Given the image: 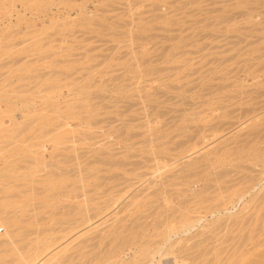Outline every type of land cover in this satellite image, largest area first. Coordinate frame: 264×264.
Masks as SVG:
<instances>
[{"label": "rangeland", "instance_id": "374dc122", "mask_svg": "<svg viewBox=\"0 0 264 264\" xmlns=\"http://www.w3.org/2000/svg\"><path fill=\"white\" fill-rule=\"evenodd\" d=\"M19 1L14 0L13 8L8 7L13 2H7L11 4L7 5V9L5 7L6 12L3 7L6 1H0L3 3L0 4V185L8 189L2 191L4 186L1 185L0 194L4 196L8 193V199L13 197L10 199L13 205L6 202L10 200L3 199L5 205L4 201L0 202V207L4 206V209L3 206L0 208V218L4 222L6 220L5 223H13L11 226L0 224V235L3 233V239L8 238L7 242L12 237L11 241L17 239L18 242L14 239L12 244L5 242L6 246H19L21 242L24 245L19 246L21 250L18 247L20 252L24 250L23 246L27 249L18 254L15 246L11 254V251L8 252L9 255L5 250L4 253L0 251V257L8 259L17 250L15 254L18 256L30 252L37 258L33 255L32 244L40 239L38 241L43 246V235L46 242L50 244L52 241V245H48H54V250L55 246H61L65 249L64 253L69 250L76 259L80 241H86L87 235L82 236L88 234L90 241V237H95L90 244L86 243L91 247H88L89 257L86 256L83 261H92L91 248L96 242L98 245H94V253H101L100 257L92 254L99 258L97 261L94 258L95 262L90 264L101 263L104 254L118 242L120 246L121 241H124L122 247L118 250L117 245L118 251L113 254L116 256H111L108 264H240L242 247L237 242H240L242 229L235 224L237 217L245 214L251 217L248 213H254V206L256 212L255 201L264 195V0H26L27 4L24 0ZM20 168L26 170L25 174ZM11 170L14 174L10 173ZM48 173L52 176L46 175ZM60 173L67 177H61ZM23 176L28 180L22 179ZM183 176H188V179ZM28 181L29 185L26 184ZM49 181H52L49 183L52 186L48 185ZM172 181L176 185H169ZM62 183L66 184L65 187ZM159 183L163 185L161 189L156 186ZM36 184L38 190L45 184V194L41 195L39 191L37 194L33 188ZM13 185H19L20 191H15ZM57 186L63 188L58 190ZM22 187L25 190L21 192ZM28 187L36 194L29 193ZM155 188L158 190L155 191ZM205 188L204 197L213 205L211 210L214 211L196 219L189 230L174 224L173 230L167 233L168 223L171 226L182 214L195 213L192 208L198 202L191 197ZM53 190L58 197L69 193V200L67 196L64 198L65 195L61 196L63 199L58 198ZM12 191L21 192V196ZM24 193L31 196L24 199ZM88 195L91 199L95 196L90 200L95 202L94 206L87 204ZM79 196L82 197L77 198ZM42 197L47 198L49 206ZM85 197L88 202L85 201L87 203H82V206L80 201L84 202ZM57 199L67 201H58L63 206L69 203L67 211L75 202L76 210L71 207L75 215L73 210V214L69 213L72 221L67 211L62 217L69 218L75 227L83 217L96 216V219L90 217L95 221L90 220L95 228L85 225L83 231L87 228L91 231L79 237V244L72 242L75 237L71 239L78 229L74 231L75 227L71 226L67 230L66 224L60 222L66 223L67 219L62 220L63 214L56 212L57 208H62L63 212L65 208L57 205L56 208L51 203L59 204ZM31 200L34 204L45 202L46 208L43 206V209L38 202L36 206H41L37 209ZM8 205L11 206L6 208ZM87 205L93 206V210L88 209V214L85 213ZM81 206L85 207V212L83 210V215L80 216L82 212L76 215L79 207L78 211L82 210ZM33 207L38 215L34 214ZM39 208L42 211H38ZM96 210L101 212L100 215ZM47 211L54 213L48 216ZM7 212L16 214L9 215ZM39 215L46 216V219L43 216V220L39 218L40 222H35V216ZM255 215L253 223H260ZM18 216L27 220L23 221ZM56 217L59 222L54 220ZM1 219L0 223H3ZM52 219L54 223L58 222V227H54ZM249 220L252 226V219ZM17 224L19 227H16ZM33 224L36 227L48 225L47 228L44 226L47 230L36 228L39 233L35 232ZM29 225L34 230L30 231V234L34 232L33 237L25 231ZM59 226L62 231H59ZM251 226L249 228H253ZM52 227L59 229L53 234ZM13 228L14 231L9 230ZM16 228L21 229L20 235ZM110 229L117 230V236L123 231L119 234L121 241L112 235L109 237L113 241L107 237L105 233ZM41 231L47 234L44 236ZM64 231L70 235L66 237L68 232ZM4 232L8 233L7 236ZM26 234L31 239L36 236V239H25ZM58 235L64 239V245L62 239L59 243L58 240L53 241L59 238ZM102 235L106 236H103L104 240ZM46 236L52 240L45 239ZM122 237L133 239L135 245L131 241L128 243L126 238L122 240ZM0 239L1 249L5 244ZM249 243H246L245 249ZM26 244L28 247L32 245L31 250ZM46 244L43 247L48 249V254L40 245L33 248L44 250V255L50 256L53 249L50 252ZM65 244L67 247L74 246L71 247L73 249L80 246L74 251L66 249ZM238 244L241 247L239 251ZM10 245L3 248L13 247ZM138 246L149 248L148 251L152 252L149 259L137 256ZM39 249L35 252L37 255L41 253ZM57 249L55 252H58ZM253 251L246 255L245 260L250 255L252 259ZM2 253L8 257L1 256ZM73 255L66 253L67 258L61 251L53 255L52 260L51 257L48 259L53 264L83 263L79 258L73 261ZM18 256L16 261L21 258ZM59 256L61 260L65 258L68 261L58 262ZM38 258L40 260L41 256L38 255ZM45 258L41 260L42 264L48 263ZM8 260L15 262L14 259L11 261V257Z\"/></svg>", "mask_w": 264, "mask_h": 264}, {"label": "bare ground", "instance_id": "6f19581e", "mask_svg": "<svg viewBox=\"0 0 264 264\" xmlns=\"http://www.w3.org/2000/svg\"><path fill=\"white\" fill-rule=\"evenodd\" d=\"M0 1L3 2V0H0ZM5 1H6V3H7V2H13L12 5H10V6H8V7H11V6L15 5V4H14V0H4L3 3H5ZM15 1L17 2V0H15ZM20 1H21V0H20ZM20 1H19V2H20ZM24 1H25V4L28 3V2L26 3V0H24ZM24 1L22 0L21 2H24ZM29 1L31 2V0H29ZM33 1H34V0H33ZM2 2H1L0 4H3ZM16 2H15V3H16ZM30 2H29V3H30ZM6 3H5V4H6ZM5 4H3L4 10H5V7H6V9H7V5H9V4H11V3H7L6 6H5ZM16 4H17V3H16ZM18 6H19V5H18ZM80 6H81V5H80ZM11 8H13V7H11ZM11 8H10V9H11ZM0 11H1V10H0ZM5 12H6V10H5ZM18 12H19V11H18ZM4 14H5V13H4ZM6 14H7V13H6ZM16 14H17V13H16ZM19 14H20V12H19ZM3 16H4V15H3ZM17 16H18V15H17ZM8 17H9V16H8ZM2 18H3V17H2ZM19 18H20V17H19ZM22 19H23V18H22ZM24 19H25V18H24ZM16 20H17V21H20L19 19H16ZM5 21H6V20H5ZM1 22H2V21H1ZM48 23H49V21H48ZM9 24H10V23H9ZM12 24H13V23H12ZM14 24H15V23H14ZM16 24H17V23H16ZM26 24H28V23L26 22ZM46 24H47V23H46ZM3 25H5V24L3 23ZM9 26H10V25H9ZM13 26H14V25H13ZM13 26H11V27H13ZM28 26H29V25H28ZM47 26H48V25H47ZM33 27H34V26H33ZM33 27H32V28H33ZM48 27H49V26H48ZM48 27H47V28H48ZM3 28H4V27H3ZM15 28H16V27H15ZM15 28H14V29H15ZM27 28H28V27H27ZM43 28H44V27H43ZM70 28H72V26H71ZM0 29H1V27H0ZM9 29H10V28H9ZM30 29H31V28H30ZM40 29H41V27H40ZM6 30H7V29H6ZM11 30H12V29H11ZM27 30H29V29H27ZM72 30H73V29H72ZM76 30H77V29H76ZM79 30H80V28H79ZM82 30L84 31V29H82ZM1 31H2V30H1ZM7 31H8V30H7ZM15 31H16V30H15ZM42 31H43V30H42ZM47 31H48V30H47ZM8 32H9V31H8ZM61 32H62V30H61ZM64 32H65V31H63V33H64ZM79 32H80V31H79ZM84 32H85V31H84ZM11 33H12V32H11ZM11 33H10V34H11ZM22 33H23V31H22ZM70 33H71V32H70ZM65 34H66V33H65ZM65 34H64V35H65ZM74 34H75V33H74ZM74 34H73V35H74ZM19 35H20V34H19ZM24 35H25V34H24ZM45 35H46V34H45ZM47 35H48V34H47ZM47 35H46V36H47ZM57 35H58V33H57ZM75 35H76V34H75ZM10 36H11V35H10ZM20 36H21V35H20ZM25 36H26V35H25ZM66 36H67V35H66ZM8 37H9V36H8ZM54 37H55V36H54ZM63 37H64V36H63ZM71 37H72V36H71ZM10 38H11V37H10ZM23 38L25 39V37H23ZM23 38H22V39H23ZM39 38H40V37H39ZM44 38H45V37H44ZM44 38H43V39H44ZM59 38H60V37H59ZM66 38H67V37H66ZM13 39H14V37H13ZM51 39H52V38H51ZM53 39H54V38H53ZM36 40H37V39H36ZM32 41H33V39H32ZM25 42H26V41H25ZM25 42H24V43H25ZM35 42H36V41H35ZM35 42H34V43H35ZM39 42H40V41H39ZM42 42H43V41H42ZM56 42H57V41H56ZM30 43H31V42H30ZM43 43H44V42H43ZM52 43H54V42H52ZM52 43H51V44H52ZM60 43H61V42H60ZM12 44H13V43H12ZM22 44H23V43H22ZM22 44H21V45H22ZM28 44H29V43H28ZM28 44H26V45H28ZM35 44H36V43H35ZM14 45H15V44H14ZM44 46H45V45H44ZM47 46H49V45H47ZM60 46H61V45H60ZM63 46H64V45H63ZM12 47H13V45H12ZM20 47H21V46H20ZM40 47H41V46H40ZM50 48H51V47H50ZM50 48H49V49H50ZM56 48H57V47H56ZM56 48H54V49H56ZM39 49H40V48H39ZM5 50H6V49H5ZM9 50H10V49H9ZM13 50H14V48H13ZM19 50L21 51V49H19ZM25 50H26V49H25ZM41 50H42V49H41ZM44 50H45V48H44ZM68 50H69V49H68ZM15 51H16V50H15ZM74 52H75V51H74ZM16 53H17V52H16ZM20 53H21V52H20ZM43 53H44V52H43ZM66 53H67V52H66ZM86 54H87V53H86ZM60 55H61V54H60ZM67 55H68V54H67ZM29 56H30V55H29ZM72 56H73V55H72ZM66 57H67V56H66ZM66 57H65V58H66ZM69 57H70V56H69ZM56 59H57V58H56ZM58 60H59V59H58ZM54 62H56V61H54ZM65 62H66V61H65ZM65 62H63V63H65ZM61 63H62V62H61ZM54 66H55V65H54ZM69 66H70V65H69ZM64 67H65V65H64ZM35 69H36V68H35ZM53 69H54V68H53ZM67 69H68V68H66V70H67ZM54 70H55V69H54ZM54 70H53V71H54ZM58 70H59V69H58ZM56 72H57V71H56ZM61 72H62V71H61ZM94 109H95V108H94ZM93 111H94V110H93ZM96 111H97V110H96ZM84 112H85V111H84ZM84 112H83V113H84ZM82 116H83V115H82ZM82 116H81V117H82ZM82 119H83V118H82ZM87 123H88V122H87ZM94 131H96V130H94ZM184 146H185V145H184ZM162 147H163V146H162ZM179 147H180V146H179ZM161 149H162V148H161ZM180 149H182V148H180ZM183 149H184V148H183ZM183 149H182V150H183ZM158 150H159V149H158ZM151 151H152V150H151ZM153 151H154V150H153ZM156 152H157V150H156ZM178 152H179V151H178ZM180 152H181V151H180ZM171 154H172V153H171ZM150 156H151V155H150ZM100 158H101V157H100ZM164 159H165V158H164ZM97 162H98V161H97ZM158 163H159V162H158ZM96 164H97V163H96ZM107 165L109 166V164H107ZM156 165H157V164H156ZM159 165H160V164H159ZM94 166H95V164H94ZM157 166H158V165H157ZM24 168H25V167H24ZM32 168H33V167H31L30 169H32ZM104 168H105V167H104ZM157 168H158V167H157ZM157 168H156V169H157ZM20 169H21V168H20ZM33 169H34V168H33ZM44 169H45V168H44ZM56 169H57V168H56ZM61 169H62V168H61ZM81 169H82V168H81ZM85 169H86V168H85ZM7 170H8V169H7ZM7 170H6V172L9 173V171H7ZM21 170H22V169H21ZM34 170H35V169H34ZM82 170H83V169H82ZM87 170H88V169H87ZM94 170H96V169H94ZM98 170H99V169H98ZM105 170H106V169H105ZM158 170H159V169H158ZM12 171H14V170H11L10 173H13ZM22 171L24 172V171H26V170L24 169V170H22ZM39 171H40V170H39ZM48 171H49V170H48ZM99 171H100V170H99ZM159 171H160V170H159ZM159 171H157V173H158ZM1 172H3V171L1 170ZM4 172H5V171H4ZM37 172H38V171H37ZM44 172H45V171H44ZM46 172H47V171H46ZM53 172L55 173V170H54ZM53 172H52V173H53ZM62 172H64V171L62 170ZM72 172H73V171H72ZM83 172H85V171L83 170ZM8 173H7V174H8ZM15 173H16V172H15ZM19 173H20V171H19ZM27 173H28V172H27ZM32 173H33V172H32ZM39 173H40V172H38V175H39ZM52 173H50V175H49V173L46 174V175H48V176H52ZM65 173H66V172H65ZM65 173H64V174H65ZM69 173H70V171H69ZM95 173H96V172H95ZM5 174H6V173H5ZM13 174H14V173H13ZM21 174H22V173H21ZM24 174H25V172H24ZM34 174H35V173H34ZM44 174H45V173H44ZM56 174H57V173H56ZM61 174H62V173H60L59 175L61 176ZM82 174H83V173H82ZM10 175H11V174H10ZM27 175H32V174H27ZM65 175H66V174H65ZM65 175H64V176H65ZM69 175H71V173H70ZM73 175H74V174H73ZM75 175H76V174H75ZM87 175H88V174H87ZM0 176H1V175H0ZM4 176H5V175L3 174V178H6V176H5V177H4ZM19 176H20V174H19ZM60 176H58V177H60ZM64 176H61V177L64 178ZM12 177H13V175H12ZM27 177H28V176H27ZM33 177H35V176L33 175ZM66 177H67V176H65V178H66ZM77 177H78V176H77ZM77 177H76V178H77ZM81 177H82V176H81ZM184 177H186V179H188V178H187L188 176H183V178H184ZM9 178H10V177H9ZM9 178H8V179H9ZM16 178H17V177H16ZM16 178H13V179H16ZM20 178H21V177H20ZM23 178L26 179V177H24V176L22 177V179H23ZM31 178H32V177H31ZM36 178H37V177H36ZM43 178H44V177H43ZM45 178H47V177H45ZM51 178H52V177H51ZM51 178H48V180H50ZM53 178H54V177H53ZM56 178H57V177H56ZM56 178H55V179H56ZM63 178H61V179H63ZM83 178H84V177H83ZM98 178H99V177H98ZM101 178H102V177H101ZM105 178H106V177H105ZM171 178H172V177H171ZM18 179H19V178H18ZM18 179H16V180H18ZM22 179H21V181H22ZM29 179H30V178H29ZM33 179H35V178H33ZM55 179H54V180H55ZM73 179H74V178H73ZM184 179H185V178H184ZM9 180H10V179H9ZM26 180H28V179H26ZM37 180L40 181V182H42V181L39 180V179H37ZM45 180H46V179H45ZM45 180H44V181H45ZM51 180H52V179H51ZM56 180H58V179H56ZM67 180H68V179H67ZM167 180H168V179H167ZM167 180H166V182H167ZM33 181H35V180H33ZM46 181H47V180H46ZM46 181H45L44 183H46ZM62 181H63V180H62ZM65 181H66V180H65ZM86 181H87V180H86ZM99 181H100V180H99ZM6 182H8V180H7ZM25 182H26V181H25ZM35 182H36V181H35ZM56 182H57V181H56ZM56 182L53 181V183H56ZM84 182H85V181H84ZM84 182H81V183H84ZM170 182H171V180H170ZM2 183H4V182H2ZM13 183H14V182H12V184H13ZM15 183H16V182H15ZM31 183H32V182H31ZM37 183H38V182H37ZM49 183H50V181L48 182V185H49V186H52V185H50V184L52 183V181H51L50 184H49ZM58 183H60V181H59ZM78 183H79V182H78ZM85 183H86V182H85ZM173 183H174V182L172 181V183H170L169 185H171V186L176 185V184L173 185ZM4 184H5V183H4ZM8 184H9V183H7L6 186H8ZM10 184H11V182H10ZM16 184H17V183H16ZM18 184H19V183H18ZM23 184H24V183H23ZM26 184L29 185V181H28V183H26ZM46 184H47V183H46ZM62 184H63V183H62ZM74 184H75V183H74ZM76 184H77V183H76ZM94 184H95V183H94ZM160 184H161V183L157 184L156 186H159L158 188H160V186H163V185H160ZM163 184L165 185V182H163ZM167 184H168V183H167ZM1 185H2V184H1ZM1 185H0V186H1ZM24 185H25V184H24ZM30 185H31V184H30ZM33 185H34V184H33ZM39 185H40V184H39ZM41 185H42V183H41ZM58 185H59V184H58ZM63 185H64V187H65L66 184L64 183ZM63 185H62V186H63ZM70 185H71V184H70ZM2 186H4V185H2ZM2 186H1V188H2ZM10 186H12V185H10ZM10 186H9V187H10ZM13 186H14V188H13V187H12V188H13L15 191H16L17 189H18V191H20V189H19V188H20L19 185L16 186V187H18V188H16L15 185H13ZM20 186H22V185H20ZM31 186H32V185H31ZM62 186H59V188H63ZM76 186H77V185H76ZM78 186H79V185H78ZM95 186H96V185H95ZM9 187H8V188H9ZM23 187H24V186H23ZM23 187H22V188H23ZM25 187H26V186H25ZM35 187H37V184H36V186L33 187V188L37 191V194H39L40 192H41V195H42L43 192H44V194H45L46 191L43 189V188L45 187V184H44V187H43V188H39V190H38V188L36 189ZM74 187H75V186H74ZM81 187H82V186H81ZM96 187H97V186H96ZM165 187H166V186H165ZM6 188H7V187H6ZM6 188H5V186H4V188H2V189H3L2 191L6 190ZM12 188H10V189H12ZM15 188H16V189H15ZM29 188H31V187H28V189H29ZM33 188H32V189H33ZM47 188H48V187H47ZM47 188H46V189H47ZM57 188H58V186H57ZM59 188H58V190H59ZM67 188H68V187H67ZM70 188H71V187H70ZM85 188H86V187H85ZM156 188H157V187H156ZM156 188H155V191L158 190V189H156ZM161 188H162V187H161ZM161 188H160V189H161ZM34 189H33V190H34ZM40 189H41V190H44V191H41ZM48 189H49V188H48ZM50 189H52V188H50ZM54 189H55V188H54ZM68 189H69V188H68ZM68 189H66V190H68ZM82 189H83V188H82ZM94 189H95V188H94ZM100 189H102V188H100ZM160 189H159V191H160ZM163 189H164V187H163ZM165 189H166V188H165ZM0 190H1V189H0ZM7 190H8V189H7ZM7 190H6V191H7ZM24 190H25L24 188L21 189V192L24 191ZM33 190L29 189V193H32L31 191H33ZM35 190H34V191H35ZM58 190H57V191H58ZM73 190H75V189L73 188ZM86 190H87V189H86ZM90 190H91V189H90ZM6 191H5V192H6ZM15 191H14V192H15ZM26 191H28V190H26ZM36 191H35V192H36ZM38 191H39V193H38ZM49 191H50V190H49ZM49 191H48V192H49ZM55 191H56V190H55ZM61 191H62V189H61ZM69 191H70V190H69ZM79 191H80V190H79ZM92 191H93V190H92ZM95 191H96V190H95ZM98 191H99V189H98ZM100 191H101V190H100ZM166 191H167V190H166ZM21 192H19V193H18V192H17V193L15 192V193L18 194L17 196L19 197V196H21V194H20ZM59 192H60V191H59ZM64 192H65V190H64ZM157 192H158V191H157ZM161 192H163V190H161ZM161 192H160V193H161ZM206 192H207V189L205 188V189L201 190L199 193H197V194H193V195H192L191 198L198 202V204L195 205V206H193V208H192V209L194 210L195 213H194V214H190V213L182 214V215L177 219V221H176L175 223H173V225L171 224V226L169 225L170 223H168V228H167V230H166L167 233H170V231H171V229L173 228L174 224H178L179 227H182V228L185 229V230H189L190 227H192L193 223L196 221V219H198V218L204 216L205 213H208L209 211H210V212L214 211V210H211V208L213 207V205H212L210 202H206V199H205V197H204V194H205ZM12 193H13V191H12ZM15 193H13V194H15ZM33 193H34V192H33ZM33 193H32V194H33ZM53 193H54V195H56V196L58 195V194H55L56 192H54V190H53ZM75 193H76V192H73V194H75ZM93 193H94V191H93ZM4 194H5L4 196H3L2 194H0V197L2 198V201H1V198H0V202H1V203H2L4 200L6 201V200H10V199L13 198V197L11 196L12 198L8 199V198H7V197H8V193H7V194L4 193ZM24 194L26 195L27 193H24ZM24 194H23L24 199H25L27 196L29 197V195H30V194H29V195L27 194V195L25 196ZM34 194H36V193H34ZM49 194H50V193H49ZM65 194H66V193H65ZM65 194H63V195H65ZM94 194H95V193H94ZM158 194H159V192H158ZM161 194L163 195V193H161ZM164 194H165V192H164ZM41 195H39V196H41ZM54 195H50V196L54 197ZM60 195H61V194H60ZM63 195H61V196H63ZM67 195H69V193H68ZM67 195H65L64 198H65ZM76 195H77V194H76ZM90 195L92 196V193H91ZM96 195H97V194H96ZM159 195H160V194H159ZM6 196H7V197H6ZM14 196H15V195H14ZM17 196H15V197H17ZM23 196H22V197H23ZM30 196H31V195H30ZM35 196H36V195H35ZM46 196L48 197V195H46ZM56 196H55V198H56ZM61 196H60V197H61ZM69 196H70V195H69ZM72 196H73V195H72ZM83 196H84V195H83ZM88 196H89V195H88ZM3 197H5V198H3ZM9 197H10V196H9ZM28 197H27V198H28ZM36 197H37V196H36ZM57 197H58V196H57ZM60 197H58V198H60ZM75 197H76V196H75ZM75 197H74V198H75ZM81 197H82V196H79V197H77V198H81ZM89 197H90V196H89ZM30 198H31V197H30ZM32 198H33V195H32ZM38 198H39V197H38ZM42 198H43V197H42ZM42 198H41V199H42ZM44 198H45V197H44ZM44 198H43V200L46 201L47 198H45V199H44ZM48 198H50V197H48ZM61 198H62V197H61ZM66 198H67V200H69V199H68V196H67ZM66 198H65V199H66ZM87 198H88V197H87ZM94 198H95V196H94ZM94 198L92 197V199H94ZM3 199H4V200H3ZM18 199H20V198H18ZM21 199H22V198H21ZM62 199H63V198H62ZM75 199H76V198H75ZM75 199H74V201H77V200H75ZM92 199H91V197H90V199H89V203H87V202H88V199L86 200V197H85L84 202H83V201H80V202H81L80 205L83 206V204H86V203H87V204H90V203H91V204L93 205L95 202H90V200H92ZM59 200H60V199H59ZM59 200L57 199L56 201L58 202ZM72 200H73V197L71 198V202H73ZM252 200H253V199H252ZM252 200H251V202H252ZM5 201L3 202V203H4L3 205H5ZM17 201H18V200H17ZM35 201H36V200H35ZM52 201H53V199H52ZM60 201H62V203H63V201H66V200H60ZM60 201H59V202H60ZM85 201H87V202L85 203ZM93 201H94V200H93ZM95 201H96V200H95ZM258 201H259V202H258ZM6 202H7V203H8V202L11 203L12 201L10 200V201H6ZM19 202H20V200H19ZM21 202H22V201H21ZM31 202H33V201L31 200ZM38 202H39V201H38ZM38 202H35V204H34V202H33L34 206H36V203L39 204L41 201H40L39 203H38ZM42 202H43V201H42ZM49 202H51V201H49ZM59 202H58V203H59ZM80 202H78V203H80ZM255 202H256V205H257L256 208H255V209H256V212H255V210H253V208L255 207L254 204H253L254 207L252 206L253 208H252V207H251V208H252V212H254L253 214L255 215V213H256L255 217L257 216L256 218H259L260 221H259L258 219H256V220H258L260 223H258V222H254L255 224L258 223L257 225L254 226V225H253V224H254V223H253V220H254V219H253V216H254V215H253V214H250V213H248V214H249V215H252V216H251V217H249L248 215H247V216H248L250 219H252V223H253L252 226H253V228H249V225L251 226V222H250L249 218H248L247 216H245L246 214H245V215H242V216L240 215V217H237L238 221H236V222H237L238 224L241 223V225H240V224L238 225L237 223H235L237 226H239V227L242 229V231L240 230L241 234H239L240 232H238V234L241 235V236H240V242H237V243H240V244H241V247H242V248H241V247H240V244H238V246H239V247H238V251L240 250L239 248H241V256H242V258H243V259H241L242 261H239V262H241L240 264H264V250L262 249V246H264V195L261 196V197L259 198V200L255 201ZM1 203H0V204H1ZM7 203H6V205H7ZM17 203H18V202H17ZM17 203H16V204H17ZM23 203H24V202H23ZM27 203H28V201H27ZM29 203H30V202H29ZM29 203H28V204H29ZM44 203H45V202H44ZM44 203H40V204L42 205V208H43V206H44ZM51 203L54 204L55 206L57 205V206H59V207H64V208H65V211L63 212L62 208H61V209L59 208V210H58V208H57V206H56V208H57V209H56L57 211H56L55 208H54L55 206L53 205V206H54V207H53V208H54V212H55V211H56V212L59 211L60 214H61V213L63 214V213H66V211L68 210L67 207L69 206V203H68V204H64V206H63L62 203H59V204H56V202H51ZM64 203H67V201L64 202ZM76 203H77V202H76ZM82 203H83V204H82ZM18 204H20V203H18ZM24 204H26V203H24ZM24 204H23V206H24ZM45 204H46V206L48 205V204H47V201H46ZM52 204H51V205H52ZM60 204H61L62 206H61ZM70 204H71V203H70ZM74 204H75V202H74ZM74 204H73V205H74ZM247 204H248V203H247ZM3 205H1L0 208H2ZM12 205H13V202H12ZM41 205L36 206V208L39 207V206H41ZM49 205H50V204H49ZM49 205H48V206H49ZM67 205H68V206H67ZM71 205H72V204H71ZM71 205H70V206H71ZM73 205H72L71 207H72L74 210H76V209H75V208H76V207H75L76 204L74 205V207H73ZM77 205H78V204H77ZM80 205H79V206H80ZM248 205H249V204H248ZM9 206H11V205L6 206V208L9 207ZM18 206L20 207V205H18ZM28 206H29V205H28ZM31 206H33V205H31ZM66 206H67V207H66ZM82 206H81V208H82ZM93 206H94V205H93ZM93 206H92V207H90V205H89V206H88V205L85 206V207H87V211H86V212H85V210H84L85 207H84V209L82 208V210L78 211V209H80V207H79V208L77 209V211H76V215L79 214L80 212H82L83 210H84L85 213L90 212V211H88V209L91 208V210H93V209H92ZM245 206H246V204H245ZM245 206H244V207H245ZM19 207H18V208H19ZM25 207H26V206H25ZM29 207H30V206H29ZM44 207H45V206H44ZM50 207H51V206H50ZM71 207H69L70 210L67 211V213H66V214H68L69 218H70V216H71V215H69V213H70V212L72 213L71 210H73ZM77 207H78V206H77ZM15 208H16V207H14V209H15ZM18 208H17V209H18ZM27 208H28V207H27ZM30 208H31V207H30ZM33 208H34V209H33ZM33 208H32V209L34 210V214H36L37 212L35 211V207H33ZM42 208H39L38 211H40ZM45 208H46V207H45ZM45 208H43V209H45ZM47 208H49V207H47ZM53 208L51 207L50 209L53 210ZM3 209H4V206H3ZM11 209H12V208H11ZM17 209H16L15 211H17ZM20 209H21V208H20ZM32 209H31V210H32ZM37 209H38V208H37ZM94 209H95V208H94ZM26 210H27V209H26ZM61 210H62V212H61ZM74 210H73V213L75 212ZM0 211H2V210H0ZM4 211H5V210H4ZM9 211H10V210H9ZM12 211H13V210H12ZM22 211H24V210H22ZM22 211H21V213H22ZM28 211H29V209H28ZM41 211H42V210H41ZM44 211H45V210H44ZM44 211H43V212H44ZM94 211H95V210H94ZM96 211H97V210H96ZM105 211H106V210H105ZM105 211H104V212H105ZM10 212H11V211H10ZM10 212H7V213H8L9 215H11V214H12V215H15V214H16V213L13 214L14 212H13V213H10ZM19 212H20V211H19ZM25 212H26V211H25ZM30 212H31V211H30ZM32 212H33V211H32ZM47 212H48V216H50V214H52L51 212H53V211H50V212L47 211ZM54 212H53V213H54ZM77 212H78V213H77ZM84 212H82V214L80 213V216L83 215ZM106 212H107V211H106ZM7 213H6V214H7ZM28 213H29V212H28ZM28 213H27V215L32 219L33 216H32L31 214H28ZM45 213H46V211H45ZM49 213H50V214H49ZM73 213H72V214H73ZM91 213H92V211H91ZM91 213H90V214H91ZM94 213H95V212H94ZM98 213H99V215H100L101 212H98V211H97V214H98ZM102 213H103V212H102ZM23 214H26V213H23ZM23 214H22V216H23ZM32 214H33V213H32ZM38 214H39V213H37V215H38ZM57 214H58V213H56V215H57ZM60 214H58V215L60 216ZM87 214H88V213H87ZM92 214H93V213H92ZM54 215H55V214H53V216H54ZM74 215H75V213H74ZM74 215H72V216H74ZM85 215H86V214H85ZM16 216H17V215H16ZM19 216H20V215H19ZM19 216H18V217H19ZM43 216H44V215H43ZM43 216H41V217H40V215H39V216H35V218H36V221H35V222L39 221L40 219L43 220V218L46 219L47 214H46V216H44V217H43ZM59 216H58V217H59ZM64 216H65V214H63V216H61V218L64 217ZM80 216H79V217H80ZM91 216H92L94 219H96V216H95V215H94V216H93V215H90V216L87 215V217L85 216L86 219H84L85 217H83V219L80 217L82 220H81L80 223L77 222V226H76V227L74 226L75 223H73V224H74V225H73L72 222H71L72 219H73L72 217L70 218L71 221H70L69 218H67V217L64 218L65 220L67 219V220H69V221L71 222V225H70V226H69L70 223L68 224L67 220H66V223H65L64 221H63L64 223H63L62 221H60L62 224H64V225L66 224L65 227L67 228V230H68V227H71V226H74V227H75L74 231H76V230L78 229L77 232H76V234H73V231H70V230H69L70 233L72 232V234H73V235H72L73 237H72L71 239H73L74 237H75V239H76L75 241H74V239H73L72 242H75V243H78V244H79V241H80L79 239H81V238H79V237H81L82 235H84L88 230L91 231V229H88V228H87V230L85 229V230L83 231V229L87 226V224H90V225H91V224H93V223L95 222L93 218H92V219L90 218ZM97 216H98V215H97ZM5 217H7V216H5ZM10 217H11V216H10ZM29 217H28V218H29ZM37 217H38V218H37ZM42 217H43V218H42ZM58 217H56L54 220H55V221H58L59 219L61 220V218H60V217L58 218ZM76 217H78V216H76ZM76 217L74 216V218H76ZM79 217H78V218H79ZM99 217H100V216H99ZM255 217H254V218H255ZM7 218H8V217H7ZM11 218H14V217L12 216ZM19 218H20V217H19ZM39 218H40V219H39ZM51 218H52V217H51ZM57 218H58V220H56ZM78 218H76V219H78ZM246 218H248V219H246ZM0 219H1V218H0ZM20 219H22V218H20ZM20 219H19V222H20ZM33 219H34V217H33ZM37 219H39V220H37ZM64 219L62 218V220H64ZM76 219H74V220H76ZM233 219H236V218H233ZM237 219H236V220H237ZM239 219H240V221H239ZM22 220H23V219H22ZM24 220H25V218H24ZM24 220H23V221H24ZM26 220H27V219H26ZM26 220H25V221H26ZM47 220H48V217H47ZM52 220H53V219H52ZM54 220H53V225L55 224L54 227H55V226L58 227V222H59V221L54 223ZM90 220H91V221L93 220L94 222L92 221L93 223H90ZM199 220H200V219H199ZM246 220L249 221V222H247ZM1 221H3V220L1 219ZM8 221H9V220H8ZM30 221H32V220H30ZM48 221L50 222V220H48ZM76 221H78V220H76ZM76 221H74V222H76ZM79 221H80V220H79ZM97 221H98V220H97ZM173 221H174V220H173ZM245 221H246V222H245ZM5 222H6V220H5ZM5 222L3 221V223H0V224H4ZM9 222H10V221H9ZM21 222H22V221H21ZM39 222H40V221H39ZM39 222H38V223H39ZM45 222H46V221H45ZM45 222L43 221L44 224H46ZM51 222H52V221H51ZM51 222H50V223H51ZM27 223H28V221H27ZM30 223H32V222H29V224H30ZM56 223H57V224H56ZM61 223H59V224H61ZM99 223H100V222H99ZM232 223H234V222H232ZM249 223H250V224H249ZM5 224H8V222L5 223ZM5 224H4V225H5ZM9 224H10V226H11L13 223H12V224L9 223ZM9 224H8L7 226H9ZM22 224H23V223H22ZM39 224H40V223H39ZM39 224H38V225H39ZM51 224H52V223H51ZM67 224H68V225H67ZM97 224H98V223H97ZM97 224H96V225H97ZM247 224H249V225H247ZM4 225H3V226H4ZM14 225H15V223H14ZM17 225H18V224H17ZM53 225H51V226H53ZM85 225H86V226H85ZM94 225H95V224H94ZM94 225H93V226H94ZM98 225H99V224H98ZM0 226H1V225H0ZM5 226H6V225H5ZM26 226L28 227V224H27ZM29 226H30L29 228L31 229V230H29V231H27L29 228H28V229L26 228L27 230H25V226H24V229H22L23 231L25 230L27 234H28V232H29V234H30V231L32 232V231H34L36 228H41V229H42V228H43L44 226H46V225H44L43 227H42V225H41V227H40V226L36 227L37 225L34 226V224H33V226H34L33 229H34V230H32L31 225H29ZM33 226H32V227H33ZM47 226H48V225H47ZM47 226H46V228H47ZM49 226H50V224H49ZM61 226H62V225H61ZM91 226H92V225H91ZM91 226H87V227L90 228ZM93 226H92V228L94 229L95 226H94V227H93ZM252 226H251V227H252ZM16 227H19V225L16 226ZM21 227L23 228V225H22ZM57 227H56V229H54V228L52 227V229H54V231L52 232L53 234L55 233V231H58V229L60 228V226H59V228H57ZM65 227H64V228H65ZM74 227H73V228H74ZM6 228H7V227H6ZM8 228H9V227H8ZM46 228L44 227L45 231L47 230ZM49 228H50V227H49ZM49 228H48V229H49ZM62 228H63V227H62ZM64 228H63V229H64ZM247 228H249V229L247 230ZM41 229H38V230H41ZM44 229H42V230H44ZM50 229H51V228H50ZM60 229H61V228H60ZM60 229H59V231H62V229H61V230H60ZM69 229H71V228H69ZM93 229H92V230H93ZM238 229H239V228H238ZM9 230H10V231H14V228H13L12 230H11V229H9ZM9 230H8V231H9ZM18 230H19V229L16 228L15 231H18ZM64 230H65V229H64ZM72 230H73V229H72ZM114 230H115V229H114ZM122 230H123V229H122ZM172 230H173V229H172ZM3 231H4V229H3ZM3 231H2V232H3ZM6 231H7V230H6ZM8 231H7V232H8ZM20 231H21V229L18 231V235L21 234ZM51 231H52V230H51ZM51 231H50V233H51ZM80 231H81V232H80ZM89 231H88V233H89ZM109 231H111V232H109ZM109 231H108V233H105V234L108 235L107 237H108L111 241H113V238H110L109 235H110V236L112 235V237L115 236V237L120 238V237H119V234H120L121 232H123V231H121L120 233L118 232V236H117V233H116L117 230H116V232L113 231V229H112V230L110 229ZM35 232H38V233H39V231H37V229L35 230ZM47 232L49 233V231H47ZM64 232H66V231H64ZM67 232H68V231H67ZM67 232H66V233H67ZM253 232H255V233H253ZM8 233H10V232H8ZM8 233H7V234H8ZM19 233H20V234H19ZM22 233H23V232H22ZM33 233H34V232H33ZM33 233L30 234V235H32L31 237L34 236ZM38 233H37V234H38ZM41 233H44V232L41 231L40 234H41ZM45 233H46V232H45ZM45 233H44V236H45ZM52 233H51V238H53V236H54ZM60 233H61V232H60ZM70 233L68 232L67 234H65L66 237H68L67 235H68V234L70 235ZM74 233H75V232H74ZM78 233H79V235H77ZM109 233H110V234H109ZM2 234H3V233H2ZM2 234L0 235V237L3 239L4 237L2 236ZM7 234H5V232H4V236H7ZM10 234H11V235L16 234V235H13V236H18L17 233H14V232H13V234H12V233H10ZM27 234H26L27 237H26L25 239H31V238L28 236L29 234H28V235H27ZM40 234H38V235L40 236ZM46 234H47V233H46ZM89 234H90V233H89ZM105 234H104V235H105ZM238 234H237V235H238ZM24 235H25V233H24ZM24 235H23V237H25ZM49 235H50V234H49ZM49 235H47V236H49ZM55 235H56V234H55ZM74 235H76V236H74ZM86 235H87V237H86ZM104 235H102V237H101L103 240H104V238H103ZM120 235H121V234H120ZM47 236H46L45 239L50 238V237H47ZM89 236H90V235H89ZM96 236H97V235H96ZM98 236H99V235H98ZM19 237H20L21 239H24V238H22V236H19ZM19 237H18V238H19ZM35 237H36V236H35ZM35 237H34V238H35ZM41 237H42V241H44V242H43L44 245L47 243V244H46V246H47L49 243L46 242L47 240H46V241L44 240L43 235H42ZM57 237H59V235H58ZM82 237H86V241H85V240L80 241V245H81V246L77 244V245L80 246V247L76 246V244H75L76 249H77V247H78L79 250H78V249H77V250H76V249H73L74 246H71V247H73V248H71V247H67L66 244H65V246H64V247H67L66 249H69V248H70V249H72V250H74V251L76 250V252H77L76 255L78 254L77 257L79 258V259H78V258H76V259H78V260L81 261V262H82L83 259L87 256V254H88V252H89V249H90V248L88 249V247H91V245H89V244L91 243V241L93 240V238H94L95 236H94V237H93V236L90 237V238H92L91 241L88 240V239H89L88 234H85V236H82ZM104 237H106V236H104ZM115 237H114V238H115ZM5 238H7V237H5ZM10 238H11V236H10ZM12 238H13V237H12ZM12 238H11V239H12ZM34 238H33V239H34ZM77 238H78V242H77ZM87 238H88V239H87ZM96 238H97V237H96ZM122 238H123V237H122ZM124 238L127 239V237H124ZM124 238H123L122 240H125ZM238 238H239V237H238ZM7 239H8V238H7ZM7 239H5L6 241L3 239L2 244H3V243L5 244V242L8 243L9 241H10L9 243H11V242L14 241L15 238H14L12 241H11V239L8 240V242H7ZM21 239H20V240H21ZM33 239H31V240H33ZM35 239H36V238H35ZM59 239H62V238L59 237V238H57V239H55V240L53 239V241H57V240H58V243H59V242H60ZM69 239H70V238H69ZM82 239H83V238H82ZM133 239L136 240V238H135L134 236H133ZM133 239H132V240H133ZM187 239H189V238H187ZM190 239H191V238H190ZM0 240H1V239H0ZM15 240L17 241V239H15ZM31 240H30V241H31ZM38 240H40V239H36V241H38ZM48 240L51 241L52 239H48ZM63 240H64V239H62L61 241H62V243H63V245H64V241H63ZM100 240H101V239H100ZM103 240H101V241H103ZM127 240H128V241H127ZM127 240H126V241H127L128 243H129V241H131L130 243H132V240H131L130 238H128ZM134 240H133V243H134ZM238 240H239V239H238ZM238 240H237V241H238ZM1 241H2V240H1ZM25 241H26V240H25ZM27 241H28V240H27ZM27 241H26V242H27ZM30 241H29V242H30ZM36 241H34L35 244H34V243H33V244L31 243V244L34 245V246L40 247V246H41V244L39 243L40 241H38V244L36 243ZM50 241H49V242H50ZM70 241H71V240H70ZM88 241H90V242H88ZM98 241H99V240H98ZM101 241H99V242H101ZM105 241H106V239H105ZM107 241H108V240H107ZM120 241H121V238H120ZM248 241H250L251 244H250V243H249V244L251 245V247L249 248V247H248L249 244H248V245L246 246V249H245L244 246L246 245V243H248ZM17 242H18V241H17ZM26 242L23 241L22 243H26ZM29 242H28V243H29ZM31 242H33V241H31ZM51 242H52V241H51ZM51 242H50L49 245H52ZM65 242H67V241H65ZM93 242H94V241H93ZM123 242H124V241H123ZM123 242L121 241L122 245H123ZM54 243H55V242H54ZM56 243H57V242H56ZM56 243H55V245H57ZM68 243H69V241H68ZM86 243H89V244H86ZM108 243H109V242H108ZM113 243H114V242H113ZM118 243H119V242H118ZM118 243H117L116 245H113V246L111 247L112 250L109 248L110 251H108V253L104 254V253H103L104 251H102V253H103L105 256H104V255H103L104 257L101 256L103 259L100 258V259H102V262H101V263L98 262L99 264H108V263H110V261H111L110 259H112L113 256H116V254L113 255L114 252H117L118 250H120V246L122 247L121 243H120V246L118 245ZM133 243H132V244H133ZM197 243H198V242H197ZM0 244H1V243H0ZM11 244H12V243H11ZM14 244H15V243H14ZM18 244H19V243H18ZM31 244H30V245L28 244L29 247H28L27 244H26V247H28L30 250H31L30 246H32ZM36 244H37V245H36ZM60 244H61V243H60ZM96 244L98 245L97 242H96L94 245H96ZM99 244H100V243H99ZM103 244H105V242H103ZM106 244H107V243H106ZM8 245H10V244H8ZM8 245H7V246H8ZM22 245H24V244H21V242H20L19 246L22 247ZM38 245H40V246H38ZM44 245H43V246H44ZM49 245L47 246V248H49V250H50L54 245H53L52 247L49 246ZM67 245H68V244H67ZM70 245H71V243H70ZM70 245H68V246H70ZM94 245H92L93 247L91 248V249H92V252H93L92 254H93V255H99V257H100V255H101L100 252L97 253V254L94 253V250H93V248L95 247ZM107 245H108V244H107ZM117 245H118L119 248L117 247ZM124 245H126V243H125ZM133 245H135V244H133ZM136 245H137V244H136ZM140 245H141V244H140ZM0 246H1V245H0ZM3 246L5 247L6 244H5V245H2V248H3ZM7 246H6V247H7ZM10 246H13V247H10ZM10 246H9V247H10V248H9L10 250L7 249L8 247L6 248V249H7V252H6V249H4V248H3V249L1 248L0 251H2V252L4 253V250H5V253H8V252H10L13 248H14V250H15V246H17V249H18L19 253L16 252L17 250H16L15 252L18 253V254H20V253H22L23 251L25 252V250L27 249V248L25 249V248H24L25 246H23V249H24V250H23L22 252H20V250H21L22 248L19 247L18 245H15V246H14V245H10ZM34 246H32V249L35 250V252H36V250H38L39 248H38V249H36V247L33 248ZM43 246H41V247L44 249L45 247H43ZM114 246L116 247V249H113ZM18 247L20 248V250H19ZM55 247L58 248L59 246L57 245V246H55ZM171 247H172V246H171ZM247 247H248L249 249H247ZM57 248H56V249H57ZM60 248H61V246L59 247V249H57L58 252H55L56 249L54 250V248H52V249L54 250V251H53V250L51 249V250H52V253L55 252V254H57V253H61V251H63V254H65V257H67V258H68L69 255H73V254H74V253H73V254H70V251L68 250L69 253H68V251H67L66 253H67L68 256H66V253H64V252H65V251H64L65 249L63 250V249L61 248L62 250H60ZM117 248H118V250H117ZM139 248H140V246H138V250H139V252L137 251V253H138L137 256L139 257V256L141 255V256H143L144 258H145V257H148L147 259H149V256L152 255V252H149V251H148L149 248L147 249V247H142V246H141L140 249H139ZM170 249H171V248H170ZM30 250H29V251H30ZM39 250H40V249H39ZM46 250H47V253H46V254H48V249L45 248V251H46ZM51 250H50V252H51ZM106 250H107V248H106ZM106 250H105V251H106ZM115 250H117V251H115ZM136 250H137V247H136ZM252 250L255 251V253H254V251L252 252V253H254V256H253V255H252V256L255 257V259H253V257H252V259H253V260H252V259H251V255L249 256L250 259H248L249 257L247 256V257H248L247 260H249V262H247V260H245L246 255H248L249 253L251 254V251H252ZM40 251H41V253H42V255H40L41 253L38 254L39 256H41V259H40V260H38L40 257L38 258V255H37L34 251H33V252H34L35 254L33 253V255H35L37 258H35L34 256H31L30 254H32V253H30V252H28V251H26V252H28L26 255L23 253V256L25 255L24 257L22 256L24 259H25V258L27 259V260H25V262H24L23 258H22L20 255H19V256L22 258V261H23L24 264H25V263H26V264H31V263H32V264H42V263H41V260H44L45 257H46L45 260H47L49 257H51V258H50L51 260H52V258H54V256H53V255H55L54 253H53V255H52V253L49 252L52 256H51V255H50V256L47 255V256H48V257H47V256L44 255V254H45V253L43 252L44 250H40ZM40 251H38V252H40ZM171 251H172V250H171ZM199 251H200V250H199ZM15 252H14L13 255H11V256H9V257L6 256V255L4 256L3 253H2L3 255H1V256L6 257V258L8 257V259H10V257H11V261L14 259L15 262H16V264H18L17 262H19V260H20L21 258H19V256H18L17 254H15ZM31 252H32V251H31ZM119 252H120V251H119ZM11 253H12V251L10 252V254H11ZM137 253L135 252L134 254H137ZM28 254L32 257V259H31V257H30ZM92 254L90 255V257L92 256V257L95 258V256H93ZM255 254H256V256H255ZM8 255H9V253H8ZM14 255H16V256H14ZM21 255H22V254H21ZM27 255H28L29 257H27ZM12 256H14L13 259H12ZM17 256H18L19 259L16 261L15 257H17ZM42 256H44L43 259H42ZM62 256H64V255H62ZM62 256H61V257H62ZM111 256H112V258H111ZM141 256H140V257H141ZM33 257H34V258H33ZM55 257H56V256H55ZM70 257H71V256H70ZM70 257H69V261H70ZM72 257H73V259H75V257H76L75 254H74ZM87 257H89V256H87ZM87 257H86V258H87ZM96 257H97V256H96ZM99 257H97V258H99ZM256 257H257V258H256ZM0 258H1V257H0ZM59 258H60V256H59ZM59 258H58V259L55 258V261H56V259L58 260V262L63 261V260H61V258H60V259H59ZM94 258H93V259H94ZM97 258H95L96 261H97ZM136 258H137V257H136ZM136 258H135V260H136ZM1 259H5V258H1ZM8 259L0 260V262H1V261H5L6 264H9V263H10V262H9L10 260H8ZM28 259H31V260H29V262H28ZM33 259H34V260H33ZM35 259H37V260L35 261ZM63 259H64L63 262H65V261L67 260V259H65V258H63ZM71 259H72V258H71ZM73 259H72V260H73ZM76 259L73 260V261H77ZM89 259H92V258H89ZM93 259H92V261H90V262H89L88 259H87V261H83V263H81V264H90L91 262H95V260H93ZM140 259H141V258H140ZM140 259H139V260H140ZM180 259H181V258H180ZM48 260H49V259H48ZM48 260H47V261H48ZM59 260H60V261H59ZM85 260H86V259H85ZM98 260H99V259H98ZM109 260H110V261H109ZM133 260H134V258L132 259V261H133ZM139 260H138V261H139ZM244 260L246 261V263L244 262ZM250 260H252V261H250ZM7 261H8V262H7ZM22 261H21V263H22ZM34 261H35V262H34ZM49 261H50V260H49ZM49 261H48V263H49ZM67 261H68V260H67ZM67 261H66V262H67ZM100 261H101V260H100ZM108 261H109V262H108ZM132 261H130V262H132ZM178 261H179V259H178ZM178 261H177V262H178ZM15 262H14V263H15ZM27 262H28V263H27ZM42 262H46V261H42ZM63 262H61V263H63ZM70 262H71V261H70ZM133 262L136 263L137 260H136V261H133ZM177 262H176V263H177ZM180 262L182 263V260H181ZM1 263H2V264H5V263H3V262H1ZM12 263H13V262H12ZM12 263H10V264H12ZM14 263H13V264H14ZM21 263H19V264H21ZM23 263H22V264H23ZM46 263H47V262H46ZM48 263H47V264H48ZM50 263L53 264L51 261H50ZM50 263H49V264H50ZM55 263H56V262H55ZM55 263H54V264H55ZM73 263L77 264L76 262H73ZM73 263H72V264H73ZM98 263H97V264H98ZM43 264H45V263H43ZM56 264H57V263H56ZM59 264H60V263H59ZM130 264H131V263H130ZM177 264H178V263H177Z\"/></svg>", "mask_w": 264, "mask_h": 264}]
</instances>
